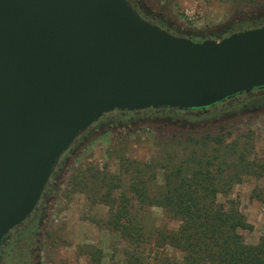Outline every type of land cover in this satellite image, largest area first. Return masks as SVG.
Masks as SVG:
<instances>
[{"label": "water", "instance_id": "95a60500", "mask_svg": "<svg viewBox=\"0 0 264 264\" xmlns=\"http://www.w3.org/2000/svg\"><path fill=\"white\" fill-rule=\"evenodd\" d=\"M262 86L264 25L195 40L129 0H0V264L105 113L205 108Z\"/></svg>", "mask_w": 264, "mask_h": 264}, {"label": "rangeland", "instance_id": "374dc122", "mask_svg": "<svg viewBox=\"0 0 264 264\" xmlns=\"http://www.w3.org/2000/svg\"><path fill=\"white\" fill-rule=\"evenodd\" d=\"M138 3L173 32L201 33L216 39L224 37L230 27H241L240 20L249 19L246 25L251 28L262 23H255L258 18H264V0ZM245 102L224 108L219 105V110L198 116L150 113L104 119L62 156L39 220L12 233L3 246L4 264H96L98 258L99 264H124L131 246L107 224L110 209L101 201L107 184L118 182L114 196L126 193L132 201L137 194L130 189L133 181L145 183L148 194L155 195L164 185L166 167L191 153L192 148L201 156L210 153L218 146L214 143L217 136L225 138V143L237 144V151L226 159L221 178L226 185L218 199L243 215L250 227L239 232L247 244H257L264 236V111L258 101ZM95 171L105 175L104 185L91 181L78 185L83 172L90 175ZM235 172L240 175L235 176ZM141 212L148 230L164 224L175 228L178 224L159 206L144 205ZM145 248L150 264H164L167 258L179 260L181 256L168 247Z\"/></svg>", "mask_w": 264, "mask_h": 264}, {"label": "trees", "instance_id": "16d2710c", "mask_svg": "<svg viewBox=\"0 0 264 264\" xmlns=\"http://www.w3.org/2000/svg\"><path fill=\"white\" fill-rule=\"evenodd\" d=\"M263 21L264 18H258L255 23ZM240 23V28L246 29L250 20H240ZM182 110H147L133 116L152 113L180 117L185 113ZM116 117L123 119L126 116L119 114ZM214 143L218 146H214L210 153L201 156L192 148L191 153L166 167L164 185L155 195L148 194L145 183L133 181L130 189H135L137 194L132 201L126 193L121 197L114 196L113 190L118 187V182L107 184V192L101 198L110 209L107 224L131 246V250L126 251L124 264H150L145 255L146 245L168 247L181 253L179 260L167 258L164 264H264V236L255 245L247 244L239 229L250 225L241 213L218 199L219 192L226 185L221 182L228 164L226 159L237 151V144L225 143V138L218 136ZM238 155L240 160L243 159L241 153ZM249 169L246 164L245 172ZM101 175L98 171L90 175L83 172L78 185L85 186L89 181L104 185L105 175ZM144 205L161 207L167 218L178 222L177 226L170 228L164 224L148 230L141 212ZM97 261L99 264V258Z\"/></svg>", "mask_w": 264, "mask_h": 264}, {"label": "flooded vegetation", "instance_id": "af4514ba", "mask_svg": "<svg viewBox=\"0 0 264 264\" xmlns=\"http://www.w3.org/2000/svg\"><path fill=\"white\" fill-rule=\"evenodd\" d=\"M129 1L138 9L139 13L142 14L145 18L157 23L158 25H160L161 27L167 29L168 31H170L173 34L182 35V36H188V37H191L192 39H195V40H200V39L206 38V37H212L211 35H204V34H201V33L200 34H196V35H192L190 32H181V33L173 32L168 27H166L165 24L162 23L163 20L161 18L158 19L157 17H155V14H153L152 12H146L145 13V11H144V9H142L140 3H138V0H129ZM259 25H264V21L262 23L258 24L257 26H259ZM252 27H255V26H252ZM239 30H241L240 27L238 29L230 27V29L228 30V32L225 35H228L230 32H235V31H239ZM241 100H245L246 102H248V101L250 102L251 101V103H254V102L258 101L257 105L259 104V106H262V107H260V109H262V111H264V86H262V87H254L249 92L244 91V92H241V93L234 94V95H232L230 97H227V98H225V99H223V100H221L219 102H216V103H214V104H212L210 106H207L205 108L198 107V108H189L190 110L189 109H184V110H182V112H185V113H182V114H185V115L188 114V115H191V116L192 115L198 116L200 114H207V113H211L213 111L219 110V105H220V107L222 106V108H224V107L230 106L231 104L239 103ZM166 109L169 112L176 110L175 108H157V109L156 108H148V109L139 110V111L114 110V111H111L109 113H105L96 123L93 124V126L89 129V131L92 130L95 126H98L99 124L103 123L104 119H108L109 117H114L115 115L121 114L122 116H127L128 114H131L133 116V115H137L140 112H144V111H147V110H150V111H152V110H154V111H164ZM82 137H80V138H82ZM59 169H60V164L56 168L55 174L53 175L52 178H54V176L56 175V172ZM51 183H52V179H51L50 183L48 184L43 196L41 197V199L39 201V204L37 206V209L34 210L31 213L30 217L27 218L20 226H18L17 228L13 229L9 233V237L12 235V233L14 231H17V230L22 229V228L24 229V228H26L29 225L30 222L32 223L34 221L39 220V218H40L39 216L42 213V208H43V205H44L43 201L46 198V193H47L48 188H49ZM9 237L6 239L5 243L7 242ZM5 243L2 244V247H1L2 248V264H4L3 246L5 245Z\"/></svg>", "mask_w": 264, "mask_h": 264}]
</instances>
